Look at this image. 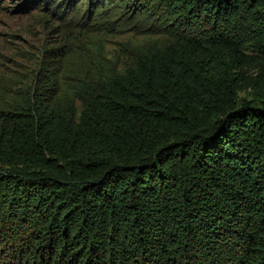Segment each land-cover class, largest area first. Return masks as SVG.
I'll use <instances>...</instances> for the list:
<instances>
[{"label": "trees", "instance_id": "1", "mask_svg": "<svg viewBox=\"0 0 264 264\" xmlns=\"http://www.w3.org/2000/svg\"><path fill=\"white\" fill-rule=\"evenodd\" d=\"M121 1L128 67L0 82V264H264V0Z\"/></svg>", "mask_w": 264, "mask_h": 264}, {"label": "rangeland", "instance_id": "2", "mask_svg": "<svg viewBox=\"0 0 264 264\" xmlns=\"http://www.w3.org/2000/svg\"><path fill=\"white\" fill-rule=\"evenodd\" d=\"M52 2L0 0V82L9 84L11 90L4 98H9L11 92L28 91L44 50L64 47L70 51L71 64L84 68L101 54L123 69L130 64L128 52L163 40L114 16L118 9L110 11L113 3L122 4L123 11H131L121 0H101V6L92 4L90 14L87 0ZM54 5L60 6L61 14L53 13ZM240 96L248 97L247 93ZM76 108L81 110L78 103Z\"/></svg>", "mask_w": 264, "mask_h": 264}]
</instances>
